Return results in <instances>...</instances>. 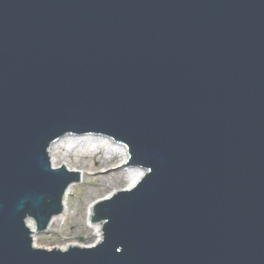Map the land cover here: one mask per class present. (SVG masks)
Instances as JSON below:
<instances>
[{
    "label": "water",
    "instance_id": "water-1",
    "mask_svg": "<svg viewBox=\"0 0 264 264\" xmlns=\"http://www.w3.org/2000/svg\"><path fill=\"white\" fill-rule=\"evenodd\" d=\"M67 135L145 173L98 245L39 248ZM0 264H264V0H0Z\"/></svg>",
    "mask_w": 264,
    "mask_h": 264
},
{
    "label": "bare ground",
    "instance_id": "bare-ground-1",
    "mask_svg": "<svg viewBox=\"0 0 264 264\" xmlns=\"http://www.w3.org/2000/svg\"><path fill=\"white\" fill-rule=\"evenodd\" d=\"M70 151H74L76 156H83L84 158H88L91 156L92 158L95 157L96 153H105V158H103V164H108L110 165L112 158H114L116 155H120L122 157L121 161L123 164V168L125 170H128V174L125 175V172L122 171L123 175L118 178L119 181L123 180H128L126 186L124 187L125 189H130L132 188L143 176V170L142 169H133L131 167L125 166L127 163V158H128V150L127 147L124 145H119L115 142H113L111 139L102 137V136H96V135H83V136H78V135H67L65 137H62L60 140L56 141L53 143L50 149V154L52 158V163L54 166H57L58 159L62 161V164H65L66 167L69 170L72 171H80L82 172L83 175V181L85 179V171L81 170L79 168V162L77 159L72 160L71 159V153ZM90 153V155H89ZM143 171V172H142ZM110 172L107 171L105 172L106 174ZM95 175L101 174V175H106L103 172H97L94 173ZM109 174V173H108ZM76 184L72 185L69 187L66 195V201H65V210L62 214L56 216L53 218L52 223L49 227V229H52L55 225L58 227H62L67 225L71 218V213H69L68 210V198L70 197L73 189L75 188ZM118 189L116 188H110L107 192H104V196L109 197L113 193L117 192ZM103 197V198H104ZM97 202L95 199H91L89 202H87V212H88V223L93 231L94 238L88 242L84 243H79L78 240L74 239H67V241L59 246L54 247V249H61V250H67L71 247H76V246H81V247H90L95 244L100 243L102 237H103V229H102V224L101 223H92L91 222V216L93 214L94 210V204ZM82 220V218H81ZM64 221V224L62 222ZM31 230H33V235H34V242L36 246H39L38 240H37V235L35 232L34 225L30 224ZM70 235L77 236L79 235V232L77 229H74V232L71 233ZM48 249H53V248H48Z\"/></svg>",
    "mask_w": 264,
    "mask_h": 264
},
{
    "label": "rangeland",
    "instance_id": "rangeland-1",
    "mask_svg": "<svg viewBox=\"0 0 264 264\" xmlns=\"http://www.w3.org/2000/svg\"><path fill=\"white\" fill-rule=\"evenodd\" d=\"M71 159L81 162L79 168L84 170L86 175L84 181L77 183L73 189L70 197L68 198V210L71 213V218L66 227H58L55 225L52 229L46 232L37 234L38 247L41 248H54L67 241V239L78 240L79 243H84L94 238L93 231L88 223L87 202L91 199L100 200L103 199L104 192H107L110 188H116L118 190L125 189L124 187L128 183V180L119 181L118 178L128 174V170L123 168L122 157L116 155L111 160V164H103V158L105 153H96L95 157L89 156L84 158L83 156H76L74 151H70ZM90 155V153H89ZM103 157V158H102ZM62 165V161L58 159L57 166ZM108 172L107 174L105 172ZM103 172L106 175H95L94 173ZM105 198V197H104ZM82 218V220H81ZM64 224V221L62 222ZM77 229L79 235H70Z\"/></svg>",
    "mask_w": 264,
    "mask_h": 264
}]
</instances>
